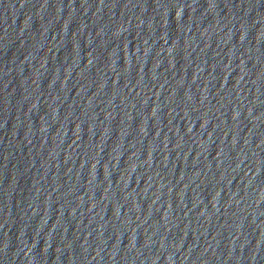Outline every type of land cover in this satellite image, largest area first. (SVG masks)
<instances>
[{
	"label": "water",
	"instance_id": "water-1",
	"mask_svg": "<svg viewBox=\"0 0 264 264\" xmlns=\"http://www.w3.org/2000/svg\"><path fill=\"white\" fill-rule=\"evenodd\" d=\"M0 264H264V0H0Z\"/></svg>",
	"mask_w": 264,
	"mask_h": 264
}]
</instances>
